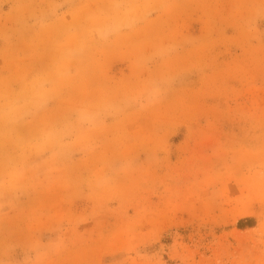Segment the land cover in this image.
I'll list each match as a JSON object with an SVG mask.
<instances>
[{
    "label": "rangeland",
    "instance_id": "obj_1",
    "mask_svg": "<svg viewBox=\"0 0 264 264\" xmlns=\"http://www.w3.org/2000/svg\"><path fill=\"white\" fill-rule=\"evenodd\" d=\"M0 264H264V0H0Z\"/></svg>",
    "mask_w": 264,
    "mask_h": 264
},
{
    "label": "trees",
    "instance_id": "obj_2",
    "mask_svg": "<svg viewBox=\"0 0 264 264\" xmlns=\"http://www.w3.org/2000/svg\"><path fill=\"white\" fill-rule=\"evenodd\" d=\"M251 219H249V218H245V219H243V220H240L239 221V225H243V224H249V223H246V222H249Z\"/></svg>",
    "mask_w": 264,
    "mask_h": 264
}]
</instances>
